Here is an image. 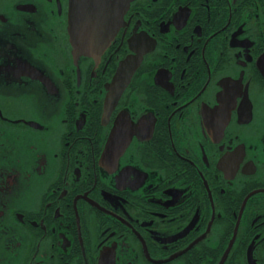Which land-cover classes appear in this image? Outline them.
Segmentation results:
<instances>
[{"label":"flooded vegetation","instance_id":"obj_1","mask_svg":"<svg viewBox=\"0 0 264 264\" xmlns=\"http://www.w3.org/2000/svg\"><path fill=\"white\" fill-rule=\"evenodd\" d=\"M0 264H264V0H0Z\"/></svg>","mask_w":264,"mask_h":264},{"label":"water","instance_id":"obj_2","mask_svg":"<svg viewBox=\"0 0 264 264\" xmlns=\"http://www.w3.org/2000/svg\"><path fill=\"white\" fill-rule=\"evenodd\" d=\"M105 0H70L71 7H77L83 9L84 7L92 6L98 8L99 5H102ZM107 3H112L107 1ZM84 23V22H80ZM105 38H84V37H72L73 47L78 51V53L86 52L88 53L91 48H94L98 45L100 41H105Z\"/></svg>","mask_w":264,"mask_h":264}]
</instances>
